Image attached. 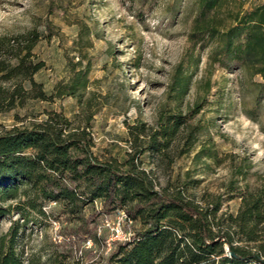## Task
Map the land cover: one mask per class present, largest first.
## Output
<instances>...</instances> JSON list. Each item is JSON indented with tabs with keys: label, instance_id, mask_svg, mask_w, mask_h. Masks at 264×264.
I'll return each instance as SVG.
<instances>
[{
	"label": "trees",
	"instance_id": "16d2710c",
	"mask_svg": "<svg viewBox=\"0 0 264 264\" xmlns=\"http://www.w3.org/2000/svg\"><path fill=\"white\" fill-rule=\"evenodd\" d=\"M243 4L193 0L188 39L193 49L206 51L210 66H233L251 80L261 79L251 87L255 111L264 106V1L247 9ZM39 38L35 28L0 36V115L31 101L65 97L74 98L78 110L67 117L44 109L25 123L16 117L19 125H0V202L13 201L23 218H62L72 224L65 232L80 241L96 240L101 215L123 210L138 228L129 241L115 244L105 264H264V186L236 187L246 179L243 161L227 185L240 199L237 210L220 214L219 196L196 200L177 178L162 184L143 167L146 154L154 168H170L194 145L196 127L188 125L182 103L200 57L191 52L176 66L168 88L170 105L157 109L154 127L142 122L128 126L131 151L119 160L93 152L90 123L105 103L89 89V64L81 67V61L69 60L67 80L55 83L48 94L34 80L44 67L33 53ZM209 89L207 80L202 91ZM202 107L199 101L188 105L192 113ZM202 153L200 149L196 158ZM8 212L9 206L0 207V218ZM18 232L13 225L0 235V264H24L15 250ZM61 254L68 255L64 249Z\"/></svg>",
	"mask_w": 264,
	"mask_h": 264
},
{
	"label": "rangeland",
	"instance_id": "374dc122",
	"mask_svg": "<svg viewBox=\"0 0 264 264\" xmlns=\"http://www.w3.org/2000/svg\"><path fill=\"white\" fill-rule=\"evenodd\" d=\"M263 1L244 0L243 9ZM192 19L193 0H0V36L32 28L40 33L33 53L44 67L34 80L45 92L67 80L69 60L81 61V67L89 64V89L105 103L90 123L93 152L101 157L125 158L131 151L128 126L142 122L154 127L157 109L170 105L168 88L176 66L186 62L189 53L198 55L192 85L182 103L188 125L196 127L195 143L170 168L162 164L154 168L146 154L143 167L162 184L177 178L196 200L209 194L219 196V214L234 213L240 199L228 192L227 185L239 161H243L246 179L238 180L236 187L264 186V106L254 111L251 89L252 82L261 79L251 80L233 66H210L206 51H199L198 46L193 49L189 42ZM207 80L210 89L204 94ZM195 101L203 103L198 113L188 109ZM44 109L72 117L78 106L71 97L31 101L1 114L0 125H19L16 117L25 123ZM200 149L203 153L196 158ZM13 205V201L0 202L1 208L9 206L8 214L0 218V235L19 226L15 250L24 264L106 263L112 248L106 247L110 231L105 221L113 220L115 212L97 219V238L90 239L88 246L86 240L65 232L72 224L62 218L41 219L33 214L23 218ZM45 211L49 213V208ZM136 228L133 224L126 230L133 233ZM62 249L68 255L63 256Z\"/></svg>",
	"mask_w": 264,
	"mask_h": 264
},
{
	"label": "built area",
	"instance_id": "2783aa9c",
	"mask_svg": "<svg viewBox=\"0 0 264 264\" xmlns=\"http://www.w3.org/2000/svg\"><path fill=\"white\" fill-rule=\"evenodd\" d=\"M133 221L127 217L123 210L115 212V218L113 220H106L105 226L109 229V236L106 239L107 250L114 249L116 243L129 241L132 233L126 230V227L133 226ZM86 244L91 245V240H87Z\"/></svg>",
	"mask_w": 264,
	"mask_h": 264
}]
</instances>
